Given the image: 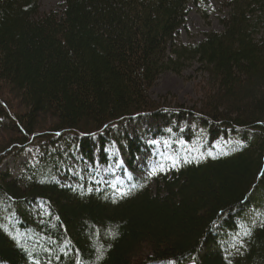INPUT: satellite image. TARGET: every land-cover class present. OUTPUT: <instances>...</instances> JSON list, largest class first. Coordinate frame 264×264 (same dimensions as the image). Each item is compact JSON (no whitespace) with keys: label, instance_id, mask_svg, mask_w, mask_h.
I'll return each mask as SVG.
<instances>
[{"label":"trees","instance_id":"1","mask_svg":"<svg viewBox=\"0 0 264 264\" xmlns=\"http://www.w3.org/2000/svg\"><path fill=\"white\" fill-rule=\"evenodd\" d=\"M191 3L207 16L208 0H62L47 12L0 0V165L36 144L47 167L60 144L106 162L123 123L131 160L199 127L205 147L240 136L223 155L132 177L119 192L52 168L54 178L0 171V264H264V214L240 231L264 198V0H227L220 31L180 43ZM194 62L207 75L196 103L151 98L160 74Z\"/></svg>","mask_w":264,"mask_h":264},{"label":"rangeland","instance_id":"2","mask_svg":"<svg viewBox=\"0 0 264 264\" xmlns=\"http://www.w3.org/2000/svg\"><path fill=\"white\" fill-rule=\"evenodd\" d=\"M227 0H208V13L204 17L201 9L197 5L191 3L186 23L177 34L180 43H192L202 39L203 35L210 31H220L221 25L219 18L223 17L227 9L223 5ZM62 0H39V10L47 12L50 10L59 11L62 9ZM206 73L199 69L198 63L194 62L186 67L180 75L165 72L160 74L158 79L149 90L150 96L155 101L162 102L165 99L171 102V105L182 104L191 106L200 98L199 84L203 83ZM140 127V126H138ZM131 135L124 123L119 126L112 127L111 135L106 142L104 154L107 161L103 162L99 150L96 151V159L92 164L82 160L81 155L73 149L72 146L60 144L56 149H51L45 156L51 163L46 166L41 162V149L39 145L26 148L17 156H9L0 165V171L8 170L12 176L18 177L26 171H32L34 168L40 169V175H53L51 170H59L56 172V178L66 183H77L79 180H87L91 183L109 184L117 192L122 190V186L128 179L132 177L143 178L152 177L157 173H169L170 169L175 166L178 161H198L207 155H223L227 153L232 146H235L240 138L239 134L230 133L228 137H223L215 142L212 147H205L206 130L196 128L194 138L191 141H181L176 144L168 141L154 140L149 141L150 155L141 157L136 155L131 160L130 153L126 149L123 142V135ZM66 145V146H65ZM44 155V153H43ZM41 155V156H43ZM47 159V160H48ZM132 163L130 164L129 162ZM42 166V167H40ZM52 168V169H51ZM54 178V177H53ZM254 203L244 212L241 220L240 231L248 227L256 226L264 214V198L261 193L255 194ZM42 206L40 203L35 205V209ZM238 238V234L225 236L221 245L228 244Z\"/></svg>","mask_w":264,"mask_h":264}]
</instances>
